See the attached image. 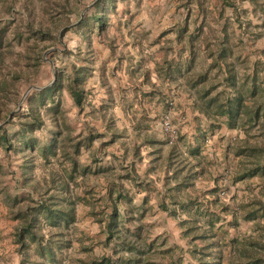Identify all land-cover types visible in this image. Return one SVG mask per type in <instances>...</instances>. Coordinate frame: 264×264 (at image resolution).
I'll return each instance as SVG.
<instances>
[{
  "label": "trees",
  "instance_id": "1",
  "mask_svg": "<svg viewBox=\"0 0 264 264\" xmlns=\"http://www.w3.org/2000/svg\"><path fill=\"white\" fill-rule=\"evenodd\" d=\"M117 1L94 0L70 29L65 27L69 23L57 28L60 30L65 27L63 33L72 29L82 36L86 52L77 53L81 64L71 63L69 71L55 70V78L50 85L31 90L24 100L25 113L20 112L21 109L13 113L20 97L15 99L13 109L0 110L2 124L11 115L10 120L0 127V149L5 154L12 152L21 157L20 190L26 192L23 195H9L0 179V198L8 207L12 220L17 221L12 237L20 257L18 264H62L58 255L72 247L67 232L78 221V206L87 209L86 216L98 225L99 232L104 236L98 243L88 246L83 244L84 240H78L81 250L88 254L93 251V246L101 245L103 252L95 257L72 260L70 264H192L184 260L185 253L191 255L197 264H221L223 248L228 242L236 244L238 261L235 264H264V225L258 221V218L264 217L263 201L256 198L234 208L223 198L224 194L220 193L215 180L214 185L199 190L196 195L191 193V190H197V180L211 174L210 162L203 155L208 131L222 126L228 130H239L245 136L242 145L232 149L233 155L238 158L233 182L255 177L264 181V51L253 60L251 56L244 55L247 47L244 37L247 36L248 41L261 37L258 30L264 27V0H214L213 8L208 0L184 2L187 12H190L191 4L194 3L202 20L192 30L189 29L188 21L176 30L175 40L185 46L179 53L187 52L188 57H180L176 61L164 58L161 64L155 65V71L158 79L164 74L172 83L185 82L192 101L191 108L201 118H194L198 124L192 142H186L184 136L178 137L177 131L176 140L171 144L165 136L163 140L154 136L143 140L151 148L150 156L153 158L149 173H145L142 179L136 169L137 163L142 161L139 146L133 147L132 160L120 165L119 170L111 165H100L101 160L93 152L90 155L91 164H81L77 160L81 151L88 150L95 140L105 138L106 133H94L87 126L86 134L80 132L71 137L64 122L60 100L66 91L78 112L86 108L92 95L88 82L95 71L94 61L89 56L91 36L95 34L105 38L109 13L115 10ZM244 3L250 6V10L241 9ZM228 8L232 10L231 17L225 16ZM249 17L255 18L259 24L252 25ZM221 20L223 24L220 26ZM233 23L237 24L236 28ZM212 26H220V30L211 29ZM25 28L36 41L54 42L55 34L50 27L26 24ZM237 29L241 33L237 34ZM114 41L111 39L108 43L112 55H115ZM47 48H42L37 62L42 61L41 54ZM198 58L206 64L202 60L199 63ZM122 59L120 57L117 60V66L122 65ZM128 62L129 84L134 91L130 101L124 98L123 102L127 105L124 111L136 102L141 105V100L164 101L161 87L150 83V69H143L140 61L132 63L129 59ZM0 64H3L2 53ZM137 72L141 74V81L135 88ZM21 80L30 86L29 79L22 73H10L6 80L0 82V92H9ZM144 84L149 85V91L139 88ZM112 102L113 98L109 96L100 109L107 111ZM166 117L161 119V124ZM15 118L16 129L10 133L5 126L10 125ZM99 118L105 122V115ZM203 121L208 124L205 128L201 125ZM47 122L52 125V129L48 140L41 141L36 135ZM105 129L109 132V140L102 144L108 145L121 138L117 133H111L109 124ZM138 129L145 127L138 124ZM250 139L253 140L251 143ZM36 156L46 165H50L52 160L56 161L62 172L50 173L48 181L42 185L43 190L39 189L36 182L28 190L26 182L32 180ZM125 157L123 160H126ZM156 169L164 171L160 190L155 187L156 181L145 179L151 174L150 171L153 173ZM91 177L101 178L104 187L91 185ZM124 182L132 183L146 193L139 206L133 205V196ZM75 188H81V194L73 193ZM151 191L156 192L157 211L177 221L180 236L186 241V250L178 246L170 247L164 234H153L151 226L144 223L147 214L153 213L151 205L145 208ZM229 213L234 217L230 222L234 227L238 225L237 214L245 221L254 222L258 230L261 229V240L247 243L239 242L238 239L228 241L225 233L220 234V229L227 221L221 215ZM197 242H201V245Z\"/></svg>",
  "mask_w": 264,
  "mask_h": 264
},
{
  "label": "rangeland",
  "instance_id": "2",
  "mask_svg": "<svg viewBox=\"0 0 264 264\" xmlns=\"http://www.w3.org/2000/svg\"><path fill=\"white\" fill-rule=\"evenodd\" d=\"M93 1L0 0V35L2 36L0 53L3 55V64H0V82L6 80L10 73H22L30 81V86L24 80H21L16 82L15 88L10 89L9 92H0V110L9 111L13 109L15 99L20 97L18 105L21 103V110H19L25 113L24 100L31 90L25 97L24 95L29 88H41L50 85L55 78V70L67 69L69 71L71 63L81 64L77 53L78 51L81 54L86 52V45L82 36L72 29L64 33L63 30L65 27L70 29L73 23L76 24L78 16L81 17ZM185 1L119 0L116 2L115 10L109 13V27L105 38L97 37L95 34L91 36V54L89 56L94 61L95 71L88 82V88H91L92 95L89 96L86 108L83 112H78L66 91L60 97L64 122L69 128L71 137L80 132L86 134L87 126L91 127L94 133H106L105 138L95 140L88 150L83 149L81 151L80 156L77 158L81 164L90 165V155L93 152L96 155L95 157L101 160L100 165H111L119 170L120 165L132 160L133 147L139 146L142 161L137 163L136 169L142 179L145 173H149L150 161L153 158L150 156L151 148L145 145L143 140L151 139L153 136L158 140L164 139L160 124L165 115L170 118L178 137L184 136L188 143L193 141L198 124L194 118L200 116L198 112L191 108L192 101H190L187 85L183 80L180 81V84L172 83L164 77V74L158 79L155 71V65L161 64L164 58L176 61L180 57H183L182 59L188 57L187 52L179 53L182 52L181 50L185 46L175 40L176 30L183 26L185 21H188L189 29L192 30L194 25L199 24L202 20L193 2L190 12L186 11V7L183 6ZM208 1L211 8H213L215 1ZM66 3H68V6H66ZM241 9L250 10V6L244 3ZM71 12L73 13L71 14ZM231 15L232 10L226 9L225 16L231 17ZM249 19L252 25L259 24L255 18L249 17ZM26 24H31L34 27L52 28V32L55 34L54 42L36 41L32 35L27 33ZM222 24L223 20L220 21V26ZM62 25L66 26L64 29L58 30L57 28ZM220 26H212L211 29L219 31ZM233 27L236 28L237 24L233 23ZM258 31L261 33V37L255 41H248L247 36L244 37L247 40L244 55L251 56L252 60L264 51V27ZM239 33L241 31L237 29V34ZM56 38L57 43H55ZM111 39H115V55H112L108 46ZM43 47L48 48L41 54L42 61L37 62ZM120 57L124 59H122V65L117 66V60ZM129 59L132 60V63L140 61L143 69H150V83L161 87L164 101H160L161 99H154L152 102L141 100V105L136 102L130 109L124 111V107L127 106L123 102L124 98L130 101L131 94H133L132 86L129 84L130 75L127 71ZM201 60L198 58L199 63ZM203 64H206L205 61H203ZM135 77L134 87L137 88L141 81L139 79L141 74L137 72ZM139 88L144 91L150 90L147 84L141 85ZM109 96L113 98L112 105H108L109 109L107 111L101 110V105L105 103ZM23 97L24 99L21 102ZM17 108L13 113L19 111ZM101 115H105V122L99 118ZM16 121L15 118L10 125L5 126V129L12 133L16 129ZM4 124L0 123L2 126ZM108 124L112 129L111 133H117L121 138L104 145L102 143L109 140V132L105 129ZM138 124L144 126L145 129H138ZM201 125L205 128L208 124L203 121ZM51 129L52 125L47 122L44 129L37 133L36 137L41 141L48 140ZM242 141H245V136L239 130H228L222 126L212 132L208 131V141L203 155L210 162L211 174L209 177L206 176L197 180V190H191L192 195H196L199 190L206 189L207 186L214 185L215 180L219 185L220 193L224 194L223 198L234 208L240 204H248L256 198L264 202V181H259L255 177L241 182H233V175L238 165V158L233 155V150L239 148ZM252 141L249 140L250 143ZM123 156H126V160H123ZM35 158L32 180L26 182L28 184L26 187L30 190L32 184L36 182L40 186L39 189L43 190L42 185H45V181H48L49 176H51L50 173L59 172L61 174L62 168L54 160L50 165H46L41 158L37 156ZM21 162L22 159L19 155L12 152L5 154L0 149V179L2 186H5L9 195H23V193H26L20 190L22 187V176L19 170ZM150 173L145 179L156 181L155 187L160 190L162 186L160 180L164 177V171L156 169V171H153V173L150 171ZM90 181L91 185L96 184L99 188L104 187V183L99 177H91ZM124 184L127 189H130V194L133 196V205L139 206L146 193L141 192L132 183L124 182ZM51 192L53 193L54 190ZM73 193L81 194V188H75ZM148 200L149 202L145 208L151 205L153 213L149 212L147 214L144 223L151 226L153 234H164L170 247L178 246L186 250V241L180 236L177 221L157 211L156 192L151 191ZM86 212V208L77 207L78 221L67 232L72 247L63 254L58 255L62 264H70L72 260L95 257L103 252L101 245L93 246V251L88 252V254L81 250L78 240H84L83 244L88 246L98 243L104 237L99 232L98 225L86 216ZM221 217L227 221L220 229V234L225 233L228 241L238 239L239 242L247 243L248 241L261 240V229L258 230L254 222L245 221L240 214H237L238 225L234 227L230 225V222L234 220L232 214H222ZM258 221L261 225H264V217L258 218ZM16 224L17 221L12 220L8 207L4 205L0 198V264H18L19 262L20 257L16 252L17 248L12 237ZM197 243L201 245V242ZM235 247V243L232 245L231 242L227 243V246L223 248L221 264H235L238 261ZM184 260L197 264L188 253H185Z\"/></svg>",
  "mask_w": 264,
  "mask_h": 264
},
{
  "label": "built area",
  "instance_id": "3",
  "mask_svg": "<svg viewBox=\"0 0 264 264\" xmlns=\"http://www.w3.org/2000/svg\"><path fill=\"white\" fill-rule=\"evenodd\" d=\"M162 134L166 137L169 144L174 143L176 140V130L170 122L168 117L164 118L161 124Z\"/></svg>",
  "mask_w": 264,
  "mask_h": 264
},
{
  "label": "water",
  "instance_id": "4",
  "mask_svg": "<svg viewBox=\"0 0 264 264\" xmlns=\"http://www.w3.org/2000/svg\"><path fill=\"white\" fill-rule=\"evenodd\" d=\"M90 7V6H89ZM88 7V8H89ZM40 90L41 88H39V87H31V88H29L28 90H27V92L25 93V95H24V97L27 95V93L30 91V90ZM24 97L21 99V102H22V100L24 99ZM20 107H21V103H19V105H18V108H17V110H19L20 109ZM11 116V115H10ZM10 116L7 118V120L4 122V123H7L9 120H10ZM2 125H0V127H1Z\"/></svg>",
  "mask_w": 264,
  "mask_h": 264
}]
</instances>
